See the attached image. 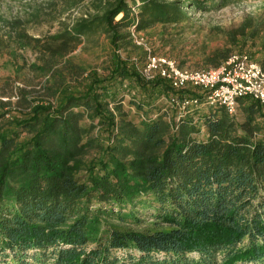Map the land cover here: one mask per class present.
<instances>
[{
  "label": "trees",
  "instance_id": "16d2710c",
  "mask_svg": "<svg viewBox=\"0 0 264 264\" xmlns=\"http://www.w3.org/2000/svg\"><path fill=\"white\" fill-rule=\"evenodd\" d=\"M187 8L206 7L28 0L0 16V55L40 78L27 88L8 77L0 89V264L264 263V106L241 98L238 119L207 104L206 91L141 73L146 53L130 28L181 24ZM34 24L56 30L35 36ZM263 30L251 17L221 30L228 47L190 70L219 67L234 47L264 52ZM97 35L112 50L101 72H88L71 54ZM123 46L139 49V61L120 56ZM26 49L36 61L18 65ZM139 208L153 210L151 225L141 226Z\"/></svg>",
  "mask_w": 264,
  "mask_h": 264
},
{
  "label": "rangeland",
  "instance_id": "374dc122",
  "mask_svg": "<svg viewBox=\"0 0 264 264\" xmlns=\"http://www.w3.org/2000/svg\"><path fill=\"white\" fill-rule=\"evenodd\" d=\"M28 0H0V16L10 17L15 15L16 10ZM44 2L48 0H35V2ZM194 1V0H187ZM203 3L205 11L200 9H184L189 20L176 25H159L149 28L147 31L141 32L144 43L150 51L159 56H164L174 61L179 66L186 69H197L201 66V61L205 55L217 48L228 47L226 37L221 30L235 28L246 17H251L264 23V0H196ZM72 16H77L79 12H72ZM118 16L117 18H119ZM42 21V20H40ZM29 33L35 36H42L48 31L53 33L56 28L47 25H29ZM264 38V30L261 35ZM262 39V38H261ZM82 40L77 49L72 52L71 56L77 63L83 64L88 72L90 70H99L109 57L112 47L105 36L97 35L90 38V42ZM260 42V41H259ZM143 49V48H142ZM231 54H247L254 61L264 60V52H257L256 48L238 47L233 48ZM144 50V49H143ZM145 51V50H144ZM0 55V89L8 77L12 78V83L16 87L30 88L36 84L40 78H36L34 73L27 66L23 69L16 70L13 66L12 58L6 53ZM18 65L22 61H26L27 65L36 61V54L28 49L18 50ZM118 53L123 58L137 61L140 50H134L132 46L121 47ZM22 57V58H21ZM139 61V60H138ZM138 63V62H137ZM183 63V65H182ZM140 65V64H139ZM101 72V71H100ZM1 100L7 101V98L0 97ZM16 97H11V101H15ZM161 105V112L169 107L167 101L162 98L158 101ZM206 107H201L204 109ZM130 111V117L137 119L134 108H127ZM169 116L172 113L169 111ZM174 117V116H173ZM236 118L242 119L240 110L236 114ZM177 120V117L174 118ZM203 129V128H202ZM139 219L142 220L141 226L146 227L154 222L153 210L138 209ZM125 227L131 229L136 228L134 224H124ZM264 264V263H263Z\"/></svg>",
  "mask_w": 264,
  "mask_h": 264
},
{
  "label": "built area",
  "instance_id": "2783aa9c",
  "mask_svg": "<svg viewBox=\"0 0 264 264\" xmlns=\"http://www.w3.org/2000/svg\"><path fill=\"white\" fill-rule=\"evenodd\" d=\"M129 31L133 43L145 50L146 63L141 73L146 79L160 77L174 89L186 85L197 87L208 93L207 104L222 106L231 116L237 114L241 98L256 100L264 106V70L249 55L231 54L217 68L180 69L174 61L153 54L134 26ZM180 104L183 108L196 104V100H184Z\"/></svg>",
  "mask_w": 264,
  "mask_h": 264
}]
</instances>
